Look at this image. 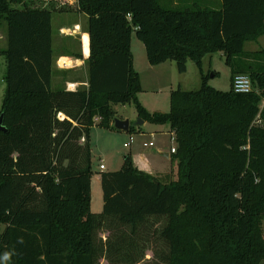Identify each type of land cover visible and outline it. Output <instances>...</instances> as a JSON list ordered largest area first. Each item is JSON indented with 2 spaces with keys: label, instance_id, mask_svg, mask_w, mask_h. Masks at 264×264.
I'll return each mask as SVG.
<instances>
[{
  "label": "trees",
  "instance_id": "16d2710c",
  "mask_svg": "<svg viewBox=\"0 0 264 264\" xmlns=\"http://www.w3.org/2000/svg\"><path fill=\"white\" fill-rule=\"evenodd\" d=\"M0 0L7 25L6 91L0 114V257L10 264H99L98 233L110 264H139L152 246L157 264H264V0H221L171 8L163 0ZM89 16L87 90L53 89L52 16ZM149 63L179 72L193 60L201 84L172 90L170 111L151 113L138 99L132 33ZM222 52L231 87L203 74L204 58ZM253 90L237 93L236 75ZM167 124L176 174L139 170L131 155L100 172L103 211H92L91 129L114 127L117 104ZM98 119V121H97ZM132 130L130 127L129 131ZM105 253V252H103Z\"/></svg>",
  "mask_w": 264,
  "mask_h": 264
},
{
  "label": "rangeland",
  "instance_id": "374dc122",
  "mask_svg": "<svg viewBox=\"0 0 264 264\" xmlns=\"http://www.w3.org/2000/svg\"><path fill=\"white\" fill-rule=\"evenodd\" d=\"M44 0H33L35 4L42 3ZM174 0L167 5L171 8H178L185 5H177ZM216 1V2H215ZM211 5L213 8H219L221 0H215ZM33 3V4H34ZM179 3V2H178ZM76 12H55L53 14V50L55 53L65 52L73 49V39L64 38L60 34V27H73L74 21L82 20V24L88 27V17L84 20L83 15ZM61 35V36H60ZM81 43V42H80ZM74 48L75 51L81 50V45ZM80 45V47H79ZM85 46L88 48V39L85 36ZM7 47V25L5 21L0 22V108L2 107L4 94L6 91L5 71L6 61L2 52ZM131 49L134 56L135 70L139 74L141 91L138 93L139 102L151 113H167L170 111V95L172 90L179 87L185 90H195L201 84L199 68L193 60L188 61L186 72H179L177 63L174 60H169L160 65L153 66L149 63L147 52L144 43L137 37L136 32L132 33ZM264 49V35H261L256 41H248L245 43L246 51H256ZM203 74L208 77V84L218 90L228 91L231 87V67L227 64L225 55L222 52L215 53L212 57L204 58ZM71 77V76H70ZM63 85V84H62ZM264 105V102L261 106ZM116 117L119 119H128L132 127L131 131L118 130L116 128L105 129L96 124L91 129V151H92V167L94 175L97 176L100 169V164H104L106 172H114L120 170L128 155H133L138 160L145 159L150 166V174H155L158 178L165 179L169 173L176 174L177 164L172 161H165L161 150L170 151L171 147H176L174 135L170 133V127L167 124H156L147 121L145 125H139L141 118L139 117L136 105L117 104L114 107ZM98 121V119H97ZM154 134V139L152 137ZM131 138L134 142L130 147H125ZM154 141L155 146L145 147L143 143ZM159 161L163 170H168L166 174L160 173L157 175ZM154 164V165H153ZM94 179L92 186V211L100 213L103 211V190L101 178L98 182ZM4 226H0V231ZM264 231V221H263ZM113 236V230L109 227H103L98 233V245L101 249L102 256L99 264H110L108 252L106 254L107 239ZM113 240V238L111 239ZM110 240V241H111ZM105 252V253H103ZM0 264H10L9 259L4 260L0 257ZM139 264H157L155 252L151 246L144 260Z\"/></svg>",
  "mask_w": 264,
  "mask_h": 264
},
{
  "label": "crops",
  "instance_id": "0c3cea01",
  "mask_svg": "<svg viewBox=\"0 0 264 264\" xmlns=\"http://www.w3.org/2000/svg\"><path fill=\"white\" fill-rule=\"evenodd\" d=\"M174 0H163V2H173ZM201 2L206 5H213L212 2L215 0H177L175 3L177 5L181 4L180 2L186 4V3H192V2ZM179 2V3H178ZM216 2V1H215ZM83 15L82 18L84 20L86 15L89 19V16L87 14L81 13L79 16ZM53 19V16H52ZM82 20L74 21L73 27L70 26H63L60 27V34H63L64 38H71L73 39L74 47L73 49L67 50L65 52L61 53H55L54 52V65H53V77H52V84L53 89H65L68 91H77V90H87L89 88V80H90V64L88 61V57L90 54L89 49V22L88 27L85 24V22L82 24ZM89 21V20H88ZM61 36V35H60ZM85 36L88 39V48L86 49L85 46ZM52 40L53 38V25H52ZM81 42V43H80ZM80 43L81 50L75 51V47ZM79 45V47H80ZM6 61V59H5ZM135 68V64H134ZM71 76V77H70ZM63 84V85H62ZM147 121H144L142 125H145ZM169 126V125H168ZM172 135V134H171ZM152 137L154 139V134H152ZM154 142V141H153ZM145 143V141H144ZM143 143V145H144ZM125 145V144H124ZM155 146V144H154ZM153 147V146H152ZM172 148V147H171ZM162 155L164 156L165 161H172V152L168 150H161ZM134 165L141 171H144L146 173H149L150 166H148V162L143 158L141 160H138L133 155H131ZM154 165V164H153ZM160 161H159V168L157 169V175L166 174L168 173L166 170H163L164 168L160 167ZM106 170V168H105ZM102 170L101 172L105 171ZM150 174V173H149ZM153 176H156L155 174H151ZM101 178L100 172L97 176L93 175L92 178V186L94 179H96L98 182ZM93 201V197H92Z\"/></svg>",
  "mask_w": 264,
  "mask_h": 264
},
{
  "label": "built area",
  "instance_id": "2783aa9c",
  "mask_svg": "<svg viewBox=\"0 0 264 264\" xmlns=\"http://www.w3.org/2000/svg\"><path fill=\"white\" fill-rule=\"evenodd\" d=\"M233 89L237 93H249L253 90L252 81L251 78L248 75L239 74L234 77L233 80ZM134 142V139L131 138V140L128 143H125V147H130L131 144ZM145 147H152L154 146L153 141H148L144 143ZM176 151V147L171 148V152L174 153ZM105 165L100 164V169L105 170Z\"/></svg>",
  "mask_w": 264,
  "mask_h": 264
},
{
  "label": "water",
  "instance_id": "95a60500",
  "mask_svg": "<svg viewBox=\"0 0 264 264\" xmlns=\"http://www.w3.org/2000/svg\"><path fill=\"white\" fill-rule=\"evenodd\" d=\"M144 120L141 119L139 125H142ZM114 127L118 130L129 131L131 125L128 119H114ZM7 128L4 126V113L0 114V131H6Z\"/></svg>",
  "mask_w": 264,
  "mask_h": 264
},
{
  "label": "clouds",
  "instance_id": "9594fccd",
  "mask_svg": "<svg viewBox=\"0 0 264 264\" xmlns=\"http://www.w3.org/2000/svg\"><path fill=\"white\" fill-rule=\"evenodd\" d=\"M4 260H7L8 259V254L6 253L3 257Z\"/></svg>",
  "mask_w": 264,
  "mask_h": 264
}]
</instances>
